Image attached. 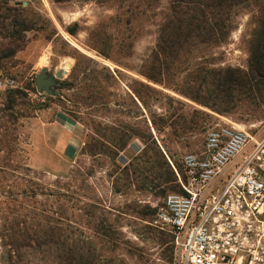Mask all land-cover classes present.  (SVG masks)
Segmentation results:
<instances>
[{
  "label": "rangeland",
  "instance_id": "rangeland-1",
  "mask_svg": "<svg viewBox=\"0 0 264 264\" xmlns=\"http://www.w3.org/2000/svg\"><path fill=\"white\" fill-rule=\"evenodd\" d=\"M9 3L29 8L42 30L28 35L30 42L10 66L0 67V78L14 79L18 86L0 94V160L12 166L3 183L11 187H6L11 196L3 197V206L18 214L33 212L29 217L37 221L35 226H51L55 234L65 217L62 224L74 226L90 241L96 264H170V235L153 226L155 214L148 209L157 208L163 197L152 187L124 182L122 170L148 150L151 135L168 162L181 164L183 156L203 150L206 135L215 128L264 132V104L243 97L225 101L207 89L214 75L227 68L248 70L254 5L237 9L224 43H192L178 59L155 65L154 81L146 73L173 0ZM49 21L59 33L50 39ZM44 68L53 81L50 93L37 90ZM18 90L21 94L12 95ZM133 90L145 100L135 98L138 108L131 100ZM60 111L84 127L83 145L74 160L55 151L51 123ZM181 121L194 127L174 137L171 124ZM129 129L140 135L127 147H103L100 136L105 132L116 136ZM22 189L28 191L25 199L17 194ZM35 257L28 264H58L50 257L39 261L38 253Z\"/></svg>",
  "mask_w": 264,
  "mask_h": 264
},
{
  "label": "trees",
  "instance_id": "trees-1",
  "mask_svg": "<svg viewBox=\"0 0 264 264\" xmlns=\"http://www.w3.org/2000/svg\"><path fill=\"white\" fill-rule=\"evenodd\" d=\"M251 4L255 7V14L252 18L254 28L247 44L248 70L227 68L214 75L216 77L207 89L210 90V94L216 92L219 97L222 94V99L225 101L243 97L264 104V0H173L171 14L167 16L162 27L160 44L152 56V65L146 77L155 81L153 76L155 72H151L155 65H167L169 60L178 59L185 46L192 43L194 46L224 43L233 30V18L237 16V9L246 8ZM49 25L52 27V34L47 36L48 39L58 36L54 24L49 21ZM41 30L29 8L12 6L9 0L1 1L0 67L5 69L10 66L17 54L30 42L28 35L34 32L39 34ZM69 33L72 34L71 31ZM11 93L17 95L21 94V91ZM133 94L131 100L138 108L135 98L144 103V97L138 90H133ZM11 99L13 98L10 97ZM193 127L192 122L186 125L181 121L175 127L173 123L171 124L174 137ZM129 133L131 134L128 136ZM139 135L137 129H129L126 133L118 132L116 136L105 132L100 136V140L103 147L113 146L116 149H123L127 147L129 140ZM148 141H151L148 150H144L132 162L125 164L122 170L123 181L136 182L142 189L146 187L157 189L158 195L163 198L168 191L179 192L180 186L176 183L177 176L173 165L179 173H183L182 164L168 162L165 152L152 135L149 136ZM11 167L6 160H0V264H28L37 259L35 257L37 253L41 257L39 261L50 257L58 264H96V260L92 258L90 241L74 226L62 224L65 217L61 219V225L55 234V228L51 226L46 230L40 224L35 226L37 221H32L29 217L30 214H34L33 212L18 214V211L12 209L10 205L3 206L7 204L6 201H2L3 197L11 196L10 189L6 190V187H11L3 184ZM19 167L22 170L29 169L25 166ZM17 194L25 199L28 191L22 189ZM19 209L25 208L19 206ZM148 209L156 216L157 208ZM26 211L28 210L25 209L24 212ZM170 238L172 246L170 264H173L174 248L171 235ZM158 239L162 245L165 243L161 236Z\"/></svg>",
  "mask_w": 264,
  "mask_h": 264
},
{
  "label": "built area",
  "instance_id": "built-area-1",
  "mask_svg": "<svg viewBox=\"0 0 264 264\" xmlns=\"http://www.w3.org/2000/svg\"><path fill=\"white\" fill-rule=\"evenodd\" d=\"M17 87L0 78V94ZM181 164L153 224L172 236L173 264H264V132L215 128Z\"/></svg>",
  "mask_w": 264,
  "mask_h": 264
},
{
  "label": "crops",
  "instance_id": "crops-1",
  "mask_svg": "<svg viewBox=\"0 0 264 264\" xmlns=\"http://www.w3.org/2000/svg\"><path fill=\"white\" fill-rule=\"evenodd\" d=\"M51 128L55 133V151L65 160H74L83 145L84 127L66 112L54 116ZM47 160V159H46Z\"/></svg>",
  "mask_w": 264,
  "mask_h": 264
},
{
  "label": "water",
  "instance_id": "water-1",
  "mask_svg": "<svg viewBox=\"0 0 264 264\" xmlns=\"http://www.w3.org/2000/svg\"><path fill=\"white\" fill-rule=\"evenodd\" d=\"M19 3H16L18 5ZM24 6H27L26 3H24ZM59 77H62V74H58ZM51 86H53L52 79L48 78L47 75V68L42 69L41 73L37 76V90L40 93L48 92L50 93Z\"/></svg>",
  "mask_w": 264,
  "mask_h": 264
}]
</instances>
